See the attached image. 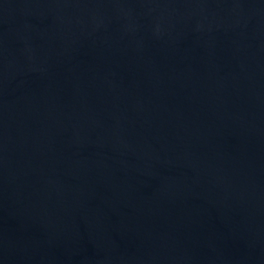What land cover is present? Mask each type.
Returning <instances> with one entry per match:
<instances>
[{
  "label": "water",
  "instance_id": "95a60500",
  "mask_svg": "<svg viewBox=\"0 0 264 264\" xmlns=\"http://www.w3.org/2000/svg\"><path fill=\"white\" fill-rule=\"evenodd\" d=\"M0 264H264V0H0Z\"/></svg>",
  "mask_w": 264,
  "mask_h": 264
}]
</instances>
